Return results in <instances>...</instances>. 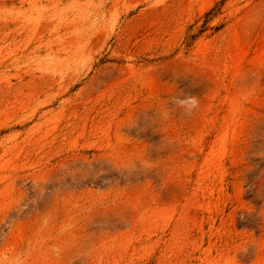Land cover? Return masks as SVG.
I'll return each mask as SVG.
<instances>
[{
	"label": "rangeland",
	"instance_id": "1",
	"mask_svg": "<svg viewBox=\"0 0 264 264\" xmlns=\"http://www.w3.org/2000/svg\"><path fill=\"white\" fill-rule=\"evenodd\" d=\"M0 264H264V0H0Z\"/></svg>",
	"mask_w": 264,
	"mask_h": 264
},
{
	"label": "clouds",
	"instance_id": "2",
	"mask_svg": "<svg viewBox=\"0 0 264 264\" xmlns=\"http://www.w3.org/2000/svg\"><path fill=\"white\" fill-rule=\"evenodd\" d=\"M171 103L181 108L185 114H191L198 106V99L190 95L176 96L171 99Z\"/></svg>",
	"mask_w": 264,
	"mask_h": 264
}]
</instances>
